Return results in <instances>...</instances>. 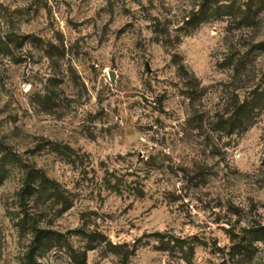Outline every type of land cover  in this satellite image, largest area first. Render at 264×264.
Listing matches in <instances>:
<instances>
[{
    "label": "rangeland",
    "instance_id": "obj_1",
    "mask_svg": "<svg viewBox=\"0 0 264 264\" xmlns=\"http://www.w3.org/2000/svg\"><path fill=\"white\" fill-rule=\"evenodd\" d=\"M203 1L0 0V151L72 196L26 208L56 235L40 264H77L91 234L87 264H264V97L223 123L264 94V0L190 29ZM23 180L0 182V264H26Z\"/></svg>",
    "mask_w": 264,
    "mask_h": 264
},
{
    "label": "trees",
    "instance_id": "obj_2",
    "mask_svg": "<svg viewBox=\"0 0 264 264\" xmlns=\"http://www.w3.org/2000/svg\"><path fill=\"white\" fill-rule=\"evenodd\" d=\"M223 1H228L224 2ZM259 6L261 7L263 1L258 0ZM255 3L247 2L245 4L246 11H244V15L241 16L242 20L250 21L253 19V8ZM239 8H235V3L233 0H204L200 4L199 10L194 11L189 19L185 22V24L190 29L197 28L201 23H203L207 19H217L221 15H230L236 16V11ZM238 16V15H237ZM181 70H185L184 66H180ZM264 94L260 93L257 96H254L250 101L243 102L240 104L236 110L234 111V115L230 117V120H225L223 123L228 125L229 132L233 133L235 128L237 127H247V120L250 115L254 112V109L258 103V101L263 100ZM63 148V147H62ZM63 153L65 155L72 152L70 148H63ZM17 165L21 166V170L24 173V180L22 187L19 189L17 193V207L19 209V225L20 229L23 231L24 229H30L32 234V239L25 253V263L26 264H40L39 262V253L41 249L47 247L48 245H52L54 241H56V235L53 231L43 228L39 225L37 216L35 214L28 213V206L33 202V200L37 199V194L39 193L41 196V192L47 194L49 198H52L53 201L61 206L62 210H68L71 207V195L68 191L64 189L62 184H60L55 179L50 178L43 170L37 169L36 167L29 168V166L23 165L22 160L19 155L16 153H12L11 151H0V182L7 175V166L8 165ZM23 165V166H22ZM119 185V180H117ZM39 196V197H40ZM254 240H261L264 237V228L259 230H255ZM93 235H88V244L85 246V249L82 253L73 252L72 257L75 263L77 264H87L88 252L96 249L97 244H101L104 242L103 238L99 236L98 239H93ZM163 237V236H162ZM99 241V242H98ZM174 247H178L181 251L185 249L194 253V247L187 244L185 240L180 238H172ZM95 242V243H93ZM113 250V254L120 257L122 260L128 258V254L124 253L122 250L126 247L125 245L120 244H108ZM188 246V248H186Z\"/></svg>",
    "mask_w": 264,
    "mask_h": 264
}]
</instances>
